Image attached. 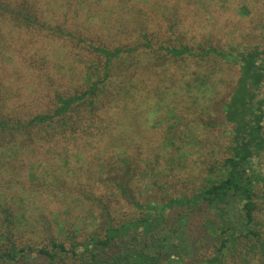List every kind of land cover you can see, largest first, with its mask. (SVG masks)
<instances>
[{"label": "trees", "instance_id": "obj_1", "mask_svg": "<svg viewBox=\"0 0 264 264\" xmlns=\"http://www.w3.org/2000/svg\"><path fill=\"white\" fill-rule=\"evenodd\" d=\"M139 1L107 0L105 4H111L121 16L125 4ZM22 2L0 0V86L5 88L7 74L20 61L18 54H6L16 44L12 41L21 39L5 34L3 27L13 25L23 28L24 33L44 36L47 41L59 40L69 51L79 52L80 86L85 87L73 90L76 93L72 95L56 94L62 89H53L55 103L47 102L45 111L29 118L17 105L11 106L9 98L0 91V160L5 157L16 158L11 163L23 157V160L25 157L53 160L48 171L53 163L58 166L64 162L58 169L61 177L72 160L80 162L94 150L104 171L96 168L90 176L99 180L97 183L113 185L142 217L135 215L134 219L114 225L108 219L112 215L110 209L113 211L115 207L111 202L121 203L115 190L110 199L107 191L56 192L53 181L48 180V174L52 173L34 171V184L30 185L37 192L43 188L64 201L66 207L61 205V210L66 208V214L62 220L59 213L55 214L56 230L46 234L47 244H30L24 241L26 234L32 233L23 223L25 211L20 206L1 205L4 219L2 222L0 219V264H187L185 260L190 257L185 256L193 248L189 220L201 209L217 211L219 224L211 219L206 229L219 242L211 256H201L199 264H264V230L256 191L262 176L256 161L264 151V91L263 99L258 97L260 90H264V46L248 52H230L192 39H173L169 31L137 29V23L125 20L126 28L104 33L100 30L110 28L98 26L114 27L122 23L105 20L104 13L99 14L104 20L97 22L99 15L90 0H60L63 15L56 17L45 15L49 13L40 0ZM37 42L43 50L31 49L32 55L40 57L46 51L47 57L51 56V49L44 47V39L38 38ZM222 60L229 63L234 60L240 66V76L228 97L215 102L218 99L211 94L216 90L212 76ZM177 64H187L192 69H184L183 73L179 69L175 73ZM144 74L149 79H143ZM179 74L182 80L174 86L182 95L186 94L188 113L191 108L201 109L210 103L225 117L223 124L234 126L229 144L231 154L222 159L205 158L206 175L197 177L200 183L193 182L191 192L181 190L165 197L167 201L143 204L138 199L140 192L135 190L133 194L134 185L139 183L137 175L145 176L151 189L164 191L168 180L176 178L179 165H185L182 159L197 148L191 142L195 129L193 125H183L182 114L175 113L177 107L167 114L169 120L175 119L167 130L171 137L165 136L156 144L145 143L143 139L149 133L141 121L149 122L154 113L168 106L173 85L167 83ZM156 75L164 78V85H156ZM196 93L200 94L195 96ZM46 145L51 149L47 150ZM11 163L6 166L12 167ZM84 201L92 211H102L99 213L102 224L93 230L86 225L87 218L71 211L82 208ZM176 207L182 208L180 215L171 219L167 211ZM231 207L237 210L234 217L227 211ZM204 231L203 227L202 234Z\"/></svg>", "mask_w": 264, "mask_h": 264}, {"label": "rangeland", "instance_id": "obj_2", "mask_svg": "<svg viewBox=\"0 0 264 264\" xmlns=\"http://www.w3.org/2000/svg\"><path fill=\"white\" fill-rule=\"evenodd\" d=\"M17 1L18 3H23V0ZM26 1L35 3L39 0ZM40 1L45 7V10H47L46 13H49L45 15H49V17L63 15V10L60 9V0ZM90 1H92V9L97 12L96 15L104 13L105 20L115 19L122 23L114 27L107 25L98 26L104 29L110 28L109 30L97 29L104 31V33H108L109 31L116 32L121 28H126V26H123L125 20L130 24L137 23V29L153 30L161 33L169 31L173 39L176 37H182L183 40L185 38L192 39L195 43L201 42L206 46V43H208L218 49L230 52H248L254 50L257 46L261 49L264 46V0H140L139 3L133 4L128 2L125 4L123 8L125 10L121 12V16L117 13L119 10L115 11L111 4H105L107 0ZM132 16H135L134 19L136 20H134ZM103 20L101 15L97 16V22H102ZM127 27L132 28L133 26ZM3 28L5 34L9 33L11 36L21 37V39H14L18 40V42L12 41L16 44L11 47L12 49L6 52V54H18L20 61L17 60V63L11 67L12 72H9L6 76L7 79L5 81H7V83L2 82L6 85L5 88L0 86L3 97L5 95L9 98L11 106L12 104L17 105V107L29 118L37 113L45 111L44 109H46L45 105L47 106V102L51 105L55 103L56 99L53 89H62L61 91H57L56 94L63 93V95H72L76 93L73 90H80L85 87L80 86L82 84L80 72L82 57L79 52L69 51L68 47H64L63 43L59 40L52 42L47 41L44 36H36L31 32L24 33V29L19 26L8 25ZM38 38L41 41L44 39V47H49L51 49V56L47 57L46 51H44V54L40 57L32 55L30 52L31 49H37L38 51L43 50L41 44L37 42ZM174 43L177 44L178 42L175 41ZM23 61L26 63L22 64ZM172 63L175 62L172 61ZM174 68L173 72L175 73H177L179 69H182L180 73H183L184 69H192V67L190 68L187 64H177ZM213 71L214 76H212V79L216 83V90L211 94L215 99H218L215 102H219V100L225 99L231 93L232 88L240 76V66L237 65L234 60L231 63L222 60ZM185 74L186 72L183 75L185 76ZM158 76L156 75V77H154V82L156 85H164V78L160 79L161 77L158 78ZM143 77V79H149L145 74ZM181 78L182 74H179L178 78H173L169 81L171 83H167L171 86L173 85V92L169 95V103L166 102L168 106H165L161 112L154 113L149 122L145 123V121H141V125H145V129L149 133V136L143 137V139L146 141L145 143L156 144L161 143V141L165 139V136L171 137L170 132L167 134V130L169 123H172L175 119L169 120L167 114L172 108L177 107L175 113L178 111L179 114H182L185 122L183 125H193L195 129L193 134H191V142L192 144H196L197 148L195 147L194 150H191L190 155L182 159L185 160V165H179L175 174L176 178L168 180V184L165 187L167 189L164 191L160 189L156 190V188L151 189L148 186V181L145 180V176L143 177L140 174L137 175L139 177V183H137L138 185H134L133 194H135V190L139 191L140 194H138V199L143 204L154 200L162 202L167 201L165 197L175 195L181 190L191 192L190 189L195 185L192 183H197V185L200 183L197 177L200 174L206 175V167L203 165L205 158L209 156L211 159H222L231 154L229 144H231L234 126L228 123L223 124L225 122V117L223 114L216 112L217 110H215L214 107H210V103L208 105H202L201 109L197 107L191 108L188 113L185 110L187 107L186 94H184L185 96L182 95V91L177 90V87L174 86L181 82ZM263 91L262 88L259 92V98L263 99ZM199 94L200 93H196L195 96ZM162 100H164V97H162ZM219 121L221 122L220 125ZM217 123L218 125H214ZM137 139L143 140L138 137ZM46 149L49 150L51 148L49 145H46ZM198 149L201 150L200 153L197 152ZM201 153H204L205 156H201ZM95 155L96 153L93 150L89 155L80 160V162L72 160L61 173V177L58 169L64 166V162H61L58 166L53 163V167L48 171L49 164H52L53 160L47 162L44 158L40 161V158L32 159L30 157H25L26 160H23V157L19 159V161L17 159V161L11 163L14 159L16 160V158L5 157V159H1V222L4 219L1 205L12 208L20 206L21 209L25 211L23 223L26 229L32 232L26 234L24 241L30 244H47L49 241V236L47 235L50 234L51 231L54 232L56 230L54 220L55 214L59 213L60 220H62L61 218L66 214L64 213L66 208L61 210V205H65L66 207V204H62L64 201L61 202V199L57 196L45 192L46 189L43 190V188H40L38 192L35 191L33 188L34 185H30L34 184V181H32L33 172H44V175L52 173L51 176L48 174V180L53 181L55 185L53 188L56 192L69 191L77 193L81 191L88 193L91 191H107L106 194L110 199V194L113 190L116 192L118 190L108 182V185H106L105 182L102 184L97 183L99 180L90 176V174L95 172L94 169L96 168L102 172L104 171V169H101L103 167L97 162L98 159ZM142 158H144V155ZM57 161H59V159H57L56 162ZM10 163L12 167L6 166V164ZM256 164L257 171L260 170L262 174L256 191L260 197L259 204L261 211L259 217L264 230V182L262 179L264 177V151L256 161ZM66 172L68 173L65 174ZM38 175L41 176V174ZM74 179L77 181H73ZM98 188L100 189L99 191H94ZM127 191H130V189H127ZM165 191L169 194H163ZM118 192L117 194L121 199V203L117 204L116 202H111V205L115 207L113 211L110 209L112 215L109 216L108 219L111 218L114 225H119L123 221L134 219L135 215L138 218L142 217V215L133 209L130 203L125 201ZM90 201L97 206L94 201L91 199ZM82 205L83 207L80 209L71 210L73 211V215L79 214L87 218L86 225L91 230L101 225L102 218H100V214L102 211H99V209L92 211V208L87 206L86 201H84ZM181 209L182 208L176 207L175 209L168 210V216L171 217V219L172 217H179ZM227 211L232 217L237 213L234 207L228 208ZM216 213L217 211L215 210L201 209L197 213L192 214L191 220H189V230L193 237V248L190 250V253L185 256L186 258L190 257L185 260L187 264H199L198 261L204 258V256L208 257L213 254L215 245L219 241L211 237L210 232L206 228L209 229L208 223L211 219L218 221L217 223L219 224ZM34 218L37 219H35L34 225H31L30 223L33 222ZM97 219L100 220L98 221ZM170 223H172L171 220ZM203 227L205 228L204 234H202ZM100 229L101 227L99 231ZM132 234L134 235V233ZM62 239L65 240L64 237ZM201 256L203 257L201 258Z\"/></svg>", "mask_w": 264, "mask_h": 264}]
</instances>
